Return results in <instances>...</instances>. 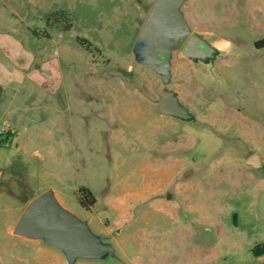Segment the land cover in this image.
Here are the masks:
<instances>
[{
	"label": "rangeland",
	"instance_id": "1",
	"mask_svg": "<svg viewBox=\"0 0 264 264\" xmlns=\"http://www.w3.org/2000/svg\"><path fill=\"white\" fill-rule=\"evenodd\" d=\"M155 2L0 0V39L56 64L33 78L0 47V264H264V0H184L217 52L175 48L167 79L142 63ZM165 91L189 119L160 112ZM47 191L114 255L70 261L18 234Z\"/></svg>",
	"mask_w": 264,
	"mask_h": 264
},
{
	"label": "water",
	"instance_id": "2",
	"mask_svg": "<svg viewBox=\"0 0 264 264\" xmlns=\"http://www.w3.org/2000/svg\"><path fill=\"white\" fill-rule=\"evenodd\" d=\"M184 0H156L141 36L151 48V58L142 63L169 77L172 51L181 48L192 60L212 59L217 50L200 36L191 35L189 25L180 11ZM160 112L179 119L190 118L176 93L165 91ZM251 167L261 170L262 157L254 154L247 160ZM16 232L23 236L44 238L50 245L64 251L70 261L77 258H94L107 252L114 255L111 245L103 244L80 219L62 207L52 191L44 192L32 200L22 214Z\"/></svg>",
	"mask_w": 264,
	"mask_h": 264
},
{
	"label": "crops",
	"instance_id": "3",
	"mask_svg": "<svg viewBox=\"0 0 264 264\" xmlns=\"http://www.w3.org/2000/svg\"><path fill=\"white\" fill-rule=\"evenodd\" d=\"M0 47L5 49L9 60L19 72H25L33 78L39 79L40 75H44L43 71L56 67L55 62L48 63L47 60L36 58L31 50L25 49L22 43L10 36H3L0 39Z\"/></svg>",
	"mask_w": 264,
	"mask_h": 264
},
{
	"label": "trees",
	"instance_id": "4",
	"mask_svg": "<svg viewBox=\"0 0 264 264\" xmlns=\"http://www.w3.org/2000/svg\"><path fill=\"white\" fill-rule=\"evenodd\" d=\"M80 44L82 46H84L85 48H87L88 50L90 49V47L92 46L91 43H89L88 41H84V40H79ZM262 46H260V43H256V46L263 48L264 47V41H261ZM1 135V134H0ZM4 144L3 142L0 141V145ZM79 200H80V204L90 210L97 202L96 198L94 197L93 193L86 189V188H82L79 190ZM257 250V249H256ZM256 254L258 256L264 254V247L260 250L256 251Z\"/></svg>",
	"mask_w": 264,
	"mask_h": 264
},
{
	"label": "flooded vegetation",
	"instance_id": "5",
	"mask_svg": "<svg viewBox=\"0 0 264 264\" xmlns=\"http://www.w3.org/2000/svg\"><path fill=\"white\" fill-rule=\"evenodd\" d=\"M264 41V40H263ZM264 48V47H263Z\"/></svg>",
	"mask_w": 264,
	"mask_h": 264
}]
</instances>
